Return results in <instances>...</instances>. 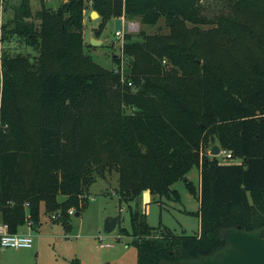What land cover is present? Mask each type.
<instances>
[{
	"label": "trees",
	"instance_id": "16d2710c",
	"mask_svg": "<svg viewBox=\"0 0 264 264\" xmlns=\"http://www.w3.org/2000/svg\"><path fill=\"white\" fill-rule=\"evenodd\" d=\"M217 1L227 10L208 28L203 0H64L34 12L29 0L13 5L0 40L18 36L37 55H0V221L8 231L38 224L40 202L69 226L68 209L79 212L89 185L112 172L129 208L118 234L131 237L135 264L211 255L227 245L225 229L264 226V0ZM87 3L100 19L96 32L120 16L162 20L167 31L139 40L125 33L127 62L105 68L83 51ZM213 143L232 158L209 155ZM194 165L197 232L154 227L130 205L143 190L156 201L177 198L172 183Z\"/></svg>",
	"mask_w": 264,
	"mask_h": 264
},
{
	"label": "rangeland",
	"instance_id": "374dc122",
	"mask_svg": "<svg viewBox=\"0 0 264 264\" xmlns=\"http://www.w3.org/2000/svg\"><path fill=\"white\" fill-rule=\"evenodd\" d=\"M20 0H2V6L6 7L0 15L2 21L12 16L13 5ZM64 0H29L31 10L34 12L42 4L55 9ZM43 2V3H42ZM204 15L208 22L201 25L208 28L214 25L215 16L221 11H226V4L217 0H203ZM87 7V8H86ZM83 15V39L85 54H89L93 61L105 68H116L117 62L121 68L127 62V58L121 52V46L125 42L124 34L131 39L139 40L140 32H166L163 21L156 25L142 24L126 19L121 27V35L116 36L112 19L108 20L101 31L96 32L100 19L90 18V4H86ZM84 12V11H83ZM123 17V16H122ZM37 25L38 19L30 17ZM99 19V20H98ZM130 23V25H128ZM91 38L99 41L93 45ZM0 52L9 54L21 53L28 56H36V49L27 45L18 36L0 40ZM115 55V56H114ZM114 56V57H113ZM129 111V109H127ZM218 157L220 155L218 154ZM185 179L193 186V191L186 185ZM117 174L107 173L104 178L97 177L83 193L86 204L76 215L69 214L66 226L62 220L51 218V212L47 211L44 203L39 204V222L28 232L32 236L30 247H0V264H135L136 248L130 243L131 237L118 234L119 227H129V208L127 203L119 202L115 191ZM177 192V198L161 197L160 201L152 200L147 190L130 202L132 208L136 207L146 214L148 224L168 226L175 233L185 230L187 233H195L198 230V217L192 213L198 209V168L192 166L185 177L179 178L171 185ZM59 200L64 195H58ZM54 214H58L55 212ZM108 216H118L119 221L112 231H105L104 220ZM104 243L110 245L104 246Z\"/></svg>",
	"mask_w": 264,
	"mask_h": 264
},
{
	"label": "water",
	"instance_id": "95a60500",
	"mask_svg": "<svg viewBox=\"0 0 264 264\" xmlns=\"http://www.w3.org/2000/svg\"><path fill=\"white\" fill-rule=\"evenodd\" d=\"M97 15L95 10L90 13L91 17ZM122 20V16L113 19L115 32L121 28ZM91 43L97 45L99 41L91 38ZM219 152L220 145L218 143H213L208 150L209 155L216 156ZM75 214L77 215L78 212L76 211ZM118 219V216L106 217L103 224L104 230L112 231L117 225ZM221 236L227 243L221 250L195 259H185L178 264H264V226L252 230H243L239 226L230 227L225 229ZM161 264L171 263L163 261Z\"/></svg>",
	"mask_w": 264,
	"mask_h": 264
},
{
	"label": "built area",
	"instance_id": "2783aa9c",
	"mask_svg": "<svg viewBox=\"0 0 264 264\" xmlns=\"http://www.w3.org/2000/svg\"><path fill=\"white\" fill-rule=\"evenodd\" d=\"M2 0H0V15L3 13L2 9L4 11V7L2 6ZM2 19L0 18V34H1V26H2ZM130 25V23L128 24ZM121 28L115 32L116 36H120L121 32H120ZM1 46V45H0ZM1 55V52H0ZM1 84H2V77H1V73H0V90H1ZM220 157L219 160L221 161H226L228 159H231V154L229 151L227 150H223L220 148V152H219ZM68 213L73 214L74 213V209L73 208H69L68 209ZM58 217V214H52L51 218H56ZM30 224V222H29ZM32 243V236L30 233L28 232H10L8 231V226L5 222L0 221V247L4 248V247H13V248H20V247H30ZM104 246L110 245L108 243H104Z\"/></svg>",
	"mask_w": 264,
	"mask_h": 264
},
{
	"label": "crops",
	"instance_id": "0c3cea01",
	"mask_svg": "<svg viewBox=\"0 0 264 264\" xmlns=\"http://www.w3.org/2000/svg\"><path fill=\"white\" fill-rule=\"evenodd\" d=\"M87 8V7H86ZM86 8L84 9V12H83V15L85 14V11H86ZM6 7H4V11H6ZM91 11H92V8L90 7V9L88 10V14L89 13H91ZM90 18H93V17H91V16H89ZM83 18H84V16H83ZM99 18V17H98ZM123 18V20H122V25H121V27L123 26V23L124 22H126V20L124 19V17H122ZM114 19V18H113ZM113 19H112V22H113ZM99 20V19H98ZM133 21H137L138 22V20H133ZM235 161H239V159H235ZM198 182H199V174H198ZM52 219H54L55 220V218H52ZM33 227L34 226H32L31 224H29V221H26L24 224H22V225H20L19 227H18V232H30L32 229H33Z\"/></svg>",
	"mask_w": 264,
	"mask_h": 264
}]
</instances>
